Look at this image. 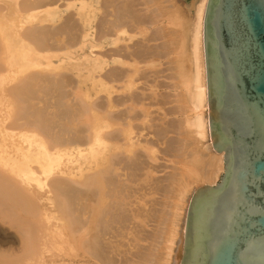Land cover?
<instances>
[{"label": "bare ground", "instance_id": "1", "mask_svg": "<svg viewBox=\"0 0 264 264\" xmlns=\"http://www.w3.org/2000/svg\"><path fill=\"white\" fill-rule=\"evenodd\" d=\"M170 1L0 0V264L177 263L194 184L217 185L225 152L207 0L194 17Z\"/></svg>", "mask_w": 264, "mask_h": 264}, {"label": "water", "instance_id": "2", "mask_svg": "<svg viewBox=\"0 0 264 264\" xmlns=\"http://www.w3.org/2000/svg\"><path fill=\"white\" fill-rule=\"evenodd\" d=\"M203 34L225 172L193 195L181 264H264V0H207Z\"/></svg>", "mask_w": 264, "mask_h": 264}, {"label": "rangeland", "instance_id": "3", "mask_svg": "<svg viewBox=\"0 0 264 264\" xmlns=\"http://www.w3.org/2000/svg\"><path fill=\"white\" fill-rule=\"evenodd\" d=\"M195 1H198V0H171L170 2H169V4L170 5H172V6H176V5H173V4H177V7H178V9H180L181 8V10L182 11H185V12H188V14L192 17H194V12H193V3L195 2ZM173 2V3H172ZM176 2V3H175ZM175 8V7H174ZM66 12V11H65ZM154 43H156V42H154ZM105 44V46H110V42H106V43H104ZM95 53H97L96 55H94V56H92V59L93 60H97V59H100V60H103V56L100 54V52H99V50H97V51H95ZM90 66V63L88 62V61H85V63H78V64H76V65H74V66H71V73H77V72H80V73H86V71H87V69H88V67ZM161 66H163V67H159V69H163V68H167L166 67V65H161ZM98 71H100V68H98L97 69ZM167 73H169V72H167ZM87 74V73H86ZM162 79V80H161ZM160 81H164L163 80V78H160L159 79ZM159 90H163V89H159ZM172 105V104H171ZM173 105H174V103H173ZM156 110H157V107L155 108ZM159 111V110H158ZM211 132V131H210ZM212 141V140H211ZM159 155H160V157L163 155L164 156V158L163 157H161L160 159L162 160H160V162H159V164L160 165H162V168L161 169H163V166H172V165H174V163L173 162H169L171 159H170V157H167V156H165L164 154H160L159 153ZM169 159V160H166V159ZM170 163H168V162ZM166 163H167V165H166ZM168 170H170L171 171V169H166V171L167 172H169ZM166 171L164 170V172H163V170H161V171H159V173H158V175L160 176V175H162L163 176V174L165 175L166 174ZM162 172V173H161ZM222 176V175H221ZM220 179H221V177H220ZM220 179L218 180V181H220ZM201 182H202V180H199L197 183H195L194 184V187H196V189L193 191V193L190 195V199H189V203L187 204V208H185V212H186V214H185V225L187 224V218H188V211H189V207H190V203H191V200H192V198H193V195H194V193L196 192V190H198L199 188H201V186H202V184H201ZM198 185V186H197ZM201 185V186H200ZM188 209V210H187ZM187 210V211H186ZM186 230V229H185ZM184 243H185V240L183 241ZM180 243L178 246H177V248H176V250L175 249H173V251L175 250V252H173V253H175V260H176V262L177 263H175V264H181V261H182V257H183V252H184V243ZM177 244H178V241H177ZM181 245V246H180ZM175 248V247H174ZM173 264V263H172Z\"/></svg>", "mask_w": 264, "mask_h": 264}]
</instances>
